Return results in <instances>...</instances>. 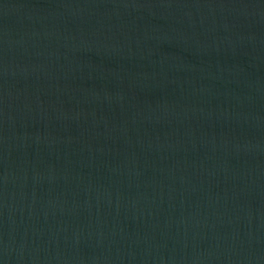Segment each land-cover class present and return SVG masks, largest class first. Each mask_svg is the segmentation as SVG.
Returning a JSON list of instances; mask_svg holds the SVG:
<instances>
[{"label": "water", "instance_id": "95a60500", "mask_svg": "<svg viewBox=\"0 0 264 264\" xmlns=\"http://www.w3.org/2000/svg\"><path fill=\"white\" fill-rule=\"evenodd\" d=\"M0 264H264V0H0Z\"/></svg>", "mask_w": 264, "mask_h": 264}]
</instances>
